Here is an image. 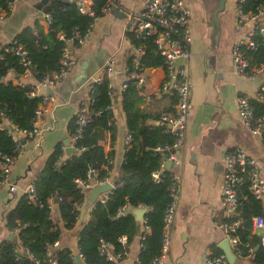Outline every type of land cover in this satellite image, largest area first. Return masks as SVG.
I'll return each instance as SVG.
<instances>
[{"label":"crops","instance_id":"obj_1","mask_svg":"<svg viewBox=\"0 0 264 264\" xmlns=\"http://www.w3.org/2000/svg\"><path fill=\"white\" fill-rule=\"evenodd\" d=\"M64 1L13 0L11 8L0 19V49L2 44L27 25L33 26L38 22L47 30L42 13L64 5ZM186 1L191 11V57L187 63L178 58L177 64L186 63L190 72L192 111L179 152L181 162L169 167L176 176L177 197L171 245L162 264H204L203 258L207 252L215 254L214 249L223 252L220 244L227 237L219 223L229 218L230 214L224 207L221 186L225 154L229 150L238 146L254 156L258 161L260 175L264 177L262 140L242 123L237 112V96L245 93L262 100L258 94L260 87L264 85V79L259 82L254 78L239 77L231 64L232 46L248 28L237 20V0ZM115 2L117 7L126 12L139 10L143 0ZM216 8L218 10L214 13ZM132 53L133 49L125 40L124 16H117L111 11L101 14L86 40L72 50L77 62L51 88L53 99L48 102L49 111L40 122L43 133L38 137H24L23 141L21 139L23 149L12 164L10 182L0 184V242L12 234L4 219L6 211L15 205L19 196L25 192L27 184L39 173L54 144L63 142L65 138L71 140L67 125L78 105L87 97L86 83L99 74L111 59L114 66L112 110L116 132L111 140L110 132L105 131L100 143L105 151H113V166L109 178L113 183L124 155L127 132L119 85ZM85 60L88 63L84 76L81 77V66ZM145 75L143 90L149 95V99L142 100L140 107L146 114L147 124H162L159 115L172 112L176 98L161 87L167 78L163 66L148 67ZM4 78L5 81L17 82L11 72ZM22 81L31 85L37 83L33 75ZM46 93L48 92H40L42 95ZM54 218L58 220L61 230L57 245L67 246L77 252L78 230L87 220V213L82 219L79 217L70 229L63 226L59 217L56 218V212ZM252 232L259 236L261 244L264 228L252 229ZM250 248L253 250L251 246ZM139 251L140 238L136 234L128 240L126 254L119 264H136ZM247 253L243 257L238 256L244 260V264H254L249 262Z\"/></svg>","mask_w":264,"mask_h":264},{"label":"trees","instance_id":"obj_2","mask_svg":"<svg viewBox=\"0 0 264 264\" xmlns=\"http://www.w3.org/2000/svg\"><path fill=\"white\" fill-rule=\"evenodd\" d=\"M91 6L101 14V7L107 0H91ZM264 4V0H247L243 10H253L256 4ZM1 5L4 6L2 2ZM51 22L47 30L35 22L33 26H25L14 38L23 44L27 56L34 65L36 81L42 80L52 71L58 69L62 54V40L59 32L70 36L77 26L85 29L90 18L81 13L75 1L61 5L50 10ZM256 48L247 50L251 64H264V42L259 32L254 34ZM77 42L73 44L74 47ZM2 49V48H1ZM0 58V80L6 76L11 68L17 72L22 70L19 58L11 52L3 51ZM146 67L163 66V57L156 52L152 41H147L146 52L140 59ZM128 63L131 68L130 60ZM31 84H15L11 80L0 82V112L6 108L8 119L21 129L32 126L34 110L41 99L40 95L31 96ZM108 80L91 82L87 89V104L90 119L82 126L80 136L73 140L77 129L75 114L69 119L67 129L75 150L64 159L63 142L58 141L47 155L43 166L33 180L35 199L29 198L28 192L22 193L15 205L8 209L4 215L8 229L17 234L18 241L28 248L32 256L21 251L16 256L14 247L16 242L5 239L0 242V264H79L71 253V248L58 246L54 243L60 238V225L58 220L51 217V208L48 198L55 200V211L65 228H72L79 218V205L83 204V194L75 183V178H85L88 168L96 169L94 179L104 180L109 176L113 164L109 158L113 151L106 152L100 141L105 131L110 132L111 140L116 132V121L111 108V95L108 92ZM142 95L134 79L127 80V86L122 91V108L125 113V123L131 132V143L124 151V159L119 165L117 176L113 179V188L107 192L104 201L97 200L88 209V218L78 230L77 245L84 264H113L99 253L100 239L108 240L115 246V250L122 248L118 237L125 234L127 241L137 233H142V225H147L149 231L141 240L138 264H149L151 259L161 251L163 240V217L166 207L171 201V188L176 185L174 172L165 167L158 181L153 180L152 171L165 160L167 152L155 151L158 144L171 142V134L165 124L149 125L146 123V114L142 111L140 103ZM251 105L256 114H264V100L257 97L250 98ZM0 152L7 153L14 158L18 156L15 143L7 128H0ZM239 203L237 215L241 218L236 234L239 236L240 257L247 253L248 246L252 253L248 256L250 263L264 264V247L260 238L252 232L251 217L254 214H264V201L256 198L248 189L246 183L238 189ZM128 200L131 206H145L144 222L138 221L134 214L126 211L118 214V208ZM246 244L248 246H246ZM259 244L257 248L255 246ZM52 250L55 262L47 256V249ZM214 253H221L214 249ZM137 264V263H136Z\"/></svg>","mask_w":264,"mask_h":264},{"label":"built area","instance_id":"obj_3","mask_svg":"<svg viewBox=\"0 0 264 264\" xmlns=\"http://www.w3.org/2000/svg\"><path fill=\"white\" fill-rule=\"evenodd\" d=\"M28 1V0H23ZM4 4H0V19L5 16V11L11 8L13 0H0ZM247 0H237L236 13L239 23L248 26L244 34L234 42L231 49V64L235 73L241 78H255L264 74V64H251L247 56V50L256 48V41L254 34L259 32L264 36V19L257 21L259 16L264 17V4L259 3L254 6L253 10L244 11L243 5ZM78 10L89 16L90 20L85 27H75L72 30L70 36H66L63 32L58 33V37L62 40V54L60 58V64L58 69L52 71L48 76L38 81L30 90L31 96L40 95L41 99L38 102L34 114L32 117V126L28 129H21L13 124L8 115L4 114V111L0 112V128H7L8 133L11 135L13 142L15 143V150L19 154L23 149V143L18 134H22L25 138L38 137L43 133L40 122L43 120L45 114L49 111L48 102L53 99V95L50 93L57 82L64 78L72 66L77 62V59L73 56L70 48L71 43L77 42L78 45L82 44L86 38L92 32L97 20L101 14L111 11L116 6L115 0H107V2L101 7V14H97L94 8L91 6V0H75ZM45 22H51L50 11L42 13ZM191 17V11L186 0H143L142 5L137 11L124 12V34L126 42L133 49V53L129 57L130 65L127 61L124 68V78L120 82L119 88L122 91L127 86L128 79H134V82L140 91H142V100L149 99V95L143 90L146 81L145 70L148 68L141 64L140 59L146 52L147 41L150 40L154 44L156 52L163 57V67L166 70L167 78L162 83V89L175 96V104L172 112L161 113L159 120L166 125V129L174 135V139L171 142L164 144H158L154 147L155 151L167 152L165 160L162 161L158 168L152 171V178L155 181L160 180L161 172L166 167V161L172 164L179 165L181 162L179 152L183 145L184 132L191 115L192 106L190 101L191 93V77L188 66L186 63L191 57V50L189 43L192 39L189 21ZM264 42V37H262ZM0 58H2V52L7 51L16 55L19 58V62L22 65V70L17 72L14 68H11V72L16 79V84L25 85L22 79L33 75L34 65L27 56V50L23 44L17 42L14 36L8 39L1 46ZM182 58L186 61L185 64H177V59ZM113 60H109L106 66L101 70L99 74H96L91 80L87 81L86 89L91 86V82H100L104 78L108 80V92L112 95L114 92L115 84L113 80ZM5 78L2 77V81L5 82ZM45 86L49 91L46 94H40V87ZM259 97L264 100V85L260 87ZM251 96L247 94H239L236 99L237 112L239 119L249 130L258 135L264 146V114H256L250 102ZM258 98V97H257ZM91 97H87L83 100L75 111L76 122L78 124L73 140L80 136L82 126L90 119V114L87 110V104L90 102ZM113 102H111V108ZM131 132L127 129L125 135V150L131 143ZM71 139V137H70ZM70 146L74 149L73 142L70 140ZM61 159H64L68 154L65 152ZM108 152V151H106ZM124 159V155L122 160ZM15 158L7 153L0 152V184L9 183V173L11 171L12 164ZM109 161L113 164V157L109 158ZM109 170V176H110ZM96 173L95 168H88L85 178H75V183L80 191L86 194L87 191L94 184H103L110 181L107 177L104 180H97L93 178ZM35 178V177H34ZM34 178L27 184L25 192H28V196L31 200L35 199L34 192ZM176 180V176L174 174ZM111 182V181H110ZM112 183V182H111ZM246 183L249 191L258 199L264 201V177L260 175L258 161L254 156L249 155L244 149L236 146L229 150L225 154V168L222 176L221 195L224 203L225 210L230 214L229 218L223 219L219 223V227L224 231L231 248L236 252L239 250V236L236 234V230L241 223V218L237 215V207L239 203L238 187ZM113 184V183H112ZM114 186V185H113ZM109 192V191H107ZM107 192L99 195V200L104 201ZM172 199L168 203L165 214L163 217V240L161 251L158 255L153 257L149 264H162L164 257L168 253L171 245V229L174 220V212L177 197V180L176 185L171 188ZM56 201L52 198H48V206L51 208V217L54 218ZM130 203L126 200L117 210L118 214L125 213L130 207ZM142 206V205H139ZM80 209L79 217L81 219L82 204L78 206ZM142 223L144 219L140 220ZM252 229L264 228V214H254L251 217ZM142 233L139 232L140 246L141 240L145 237L149 231L147 225H142ZM11 233H15L12 231ZM118 241L121 243L122 248L119 251L115 250V246L112 242L104 239H100L99 253L110 260L113 264H119L120 259L126 254L127 251V237L125 234L118 237ZM261 244L264 246V234L261 236ZM57 245V241L54 243ZM246 246H248L246 244ZM21 251H25L28 256H32L28 248L22 246L20 242L16 241L14 252L16 256L21 254ZM251 248L248 246L247 254H251ZM72 256L76 260V253L82 258L79 249L77 252L71 250ZM237 253V252H236ZM238 254V253H237ZM47 256L54 263L55 259L50 248L47 249ZM77 261V260H76ZM140 260L137 257L135 263H139ZM204 264H229L224 253L212 254L207 252L203 258Z\"/></svg>","mask_w":264,"mask_h":264},{"label":"water","instance_id":"obj_4","mask_svg":"<svg viewBox=\"0 0 264 264\" xmlns=\"http://www.w3.org/2000/svg\"><path fill=\"white\" fill-rule=\"evenodd\" d=\"M72 1L75 0H65L63 2V4H68ZM219 8V7H218ZM218 8L215 9L214 13L217 12ZM111 12L114 13L117 16H124V12L123 10H121L119 7L115 6L111 9ZM264 17L263 16H259L256 20H263ZM217 33V32H216ZM70 48H73V43L70 44ZM88 60H85L81 66V74L80 76H84V71L85 68L87 66ZM149 70V69H148ZM147 70V71H148ZM80 77V78H81ZM264 79V74L263 75H259L257 77L254 78L255 81H262ZM0 82H2V79L0 80ZM49 90L45 87L42 86L40 87V92H48ZM4 114H6V108L4 109ZM19 138L25 139L24 136L22 134H18ZM63 144L65 145V152L67 154L73 152L75 149L70 146V140L69 138H65L63 140ZM166 167H170V162L166 161L165 163ZM113 188V184L110 181H107L103 184H94L88 191L86 194V198L82 204V214H81V219L85 216V214L88 212L89 207L96 202L99 199V195L112 190ZM55 200H57V198L55 197ZM128 212H131L134 214L135 218L140 221L143 218L144 212L146 211V207L145 206H133L130 207L128 210ZM57 213H56V218H57ZM58 219V218H57ZM137 234H139V226L138 229L136 231ZM9 239H11L13 242L17 241V234L16 233H12L9 235ZM259 246V244H257L255 246V248H257ZM220 247L228 261L229 264H244V260L242 258H240L238 256V254L231 248L229 241L227 238H225V240L220 244ZM58 248V245H56L55 247H53V250H56ZM76 260L79 264H84L83 259L79 256L78 253H76Z\"/></svg>","mask_w":264,"mask_h":264},{"label":"rangeland","instance_id":"obj_5","mask_svg":"<svg viewBox=\"0 0 264 264\" xmlns=\"http://www.w3.org/2000/svg\"><path fill=\"white\" fill-rule=\"evenodd\" d=\"M73 248H74V246H73Z\"/></svg>","mask_w":264,"mask_h":264}]
</instances>
